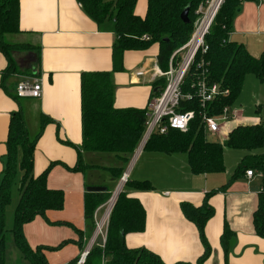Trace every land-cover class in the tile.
<instances>
[{"label":"trees","instance_id":"obj_1","mask_svg":"<svg viewBox=\"0 0 264 264\" xmlns=\"http://www.w3.org/2000/svg\"><path fill=\"white\" fill-rule=\"evenodd\" d=\"M84 12L101 30H109L116 36L112 47L111 71H91L80 74V115L81 143L83 153H93L100 157L112 158L115 163L100 165L96 158L92 162L84 161L80 151H76L77 160L68 170L86 172L97 170L106 172L114 184L124 172L125 166L137 148L145 129V108L115 107L114 84L112 75L122 71L123 55L126 51H144L157 47L156 64L165 71L171 53L189 38L196 20L195 10L205 0H147L144 16L134 12L137 0H76ZM251 0H224L219 8L205 42L208 50L202 56V67L193 65L185 79L183 91L189 90L192 75L204 71L209 82H216L229 90V95L208 104L205 110L210 114H219L225 105H234L239 96L243 80L247 74H254L264 82V50L258 57L248 53L241 44L228 39L231 20L238 3ZM189 5L188 22L180 19L182 9ZM19 0H0V51L7 59L5 73L15 72L13 52L27 48L29 45L5 42L6 34L20 32ZM38 61V59H37ZM164 79H157L152 86L151 95L161 90ZM157 87L156 92L153 89ZM17 98V96L15 95ZM182 110H192L195 115L185 132L169 129L165 134L153 133L147 139L143 150L164 154H184L192 174L218 173L224 170V147L245 151L229 180L216 190L207 192L198 206L183 201L180 210L185 219L192 222L203 245V253L195 262L178 261L172 264H204L210 253V247L204 234L206 221L213 216L214 209L209 198L216 192H225L233 181L244 177L247 169L262 174L258 182L257 206L252 213L253 229L264 238V122L258 124H241L233 127L223 144L209 141L202 128L197 99L186 101ZM46 119L41 118L40 129L35 137H29L20 108L12 112L9 119L5 140V161L0 172V264H6V243L12 241L26 264H49L45 251L58 250L69 242L82 246V233L78 239L63 240L55 246L38 245L32 248L24 235V224L36 216L42 217L50 225L62 222L48 220L46 213L61 210L64 193L61 189L49 188L46 176L54 164L51 161L39 174L33 172V152ZM61 142L68 144L67 141ZM71 145V144H70ZM18 176V200L13 210V225L5 228V213L11 204V187ZM126 188L140 191L154 189L147 179L131 180L129 177L118 193L108 217L106 238L103 247L97 241L86 255L83 264H166L156 254L143 247L128 248L124 236L130 232H142L145 228V211L138 198L128 195ZM111 189L105 191L85 192L84 218L87 224V236L95 225L94 213L109 198ZM235 233L223 222L219 242L224 259ZM78 257L66 264H76ZM224 264H229L225 261Z\"/></svg>","mask_w":264,"mask_h":264},{"label":"crops","instance_id":"obj_2","mask_svg":"<svg viewBox=\"0 0 264 264\" xmlns=\"http://www.w3.org/2000/svg\"><path fill=\"white\" fill-rule=\"evenodd\" d=\"M19 5L20 32L6 34L3 39L8 43L29 45L33 50L25 48L13 52L11 57L18 69L10 73H5L7 59L0 51V172L5 161V140L11 113L21 109L31 138L38 134L41 118L46 119L33 152V172L39 174L51 161H60L48 171L46 185L63 191V208L47 211L46 216L50 221L62 223L50 225L42 217L36 216L24 224L23 232L29 245L34 248L38 245L55 246L67 239L75 241L78 239L77 232L81 231V247L69 242L58 250L45 251L49 264H66L79 256L91 235L87 236L86 233L84 193L92 192L87 191L90 187L106 188L99 181L100 171H71L66 166L75 164L77 150L85 162L103 158L98 161L115 163L112 158L81 151L80 74L111 71L112 47L116 36L109 30H101L76 0H19ZM146 6L147 0H137L135 14L144 16ZM228 39L241 44L252 56L261 55L264 50V1L238 3ZM156 53V46L124 53V69L112 75L115 107H146L153 86L149 79L156 64ZM26 68L30 75L42 78L43 91L39 98L20 102V98L15 97V85L24 76L23 70ZM140 69L145 74L137 76L136 71ZM234 108L237 111L234 120L223 125L219 139L214 136L220 144L224 143L233 127L258 124L262 120L259 117H244L235 102ZM141 152L152 151L142 149L139 154ZM155 153L157 155L153 161L158 164L163 162L164 155L169 156ZM166 166L178 173L173 178L183 177L175 163L168 162L160 167ZM218 174L221 173L193 175L190 172L188 177L183 174L188 187L153 185L154 189L150 191L126 188L127 194L138 198L144 208L145 228L142 232L127 233L124 236L125 245L128 248L143 247L166 264L195 262L203 253V245L195 225L182 215L180 203L188 201L200 205L207 192L227 183L224 175ZM136 179L139 178H132ZM258 182L257 178L249 180L244 176L233 181L225 192L218 191L210 196L209 203L214 213L204 225L205 238L210 247L204 264H224L225 261L229 264H264V238L256 235L252 224V213L258 199L257 191L253 189ZM101 206L97 207L95 213ZM224 221L235 233L225 259L219 242ZM34 231L39 236H29Z\"/></svg>","mask_w":264,"mask_h":264},{"label":"built area","instance_id":"obj_3","mask_svg":"<svg viewBox=\"0 0 264 264\" xmlns=\"http://www.w3.org/2000/svg\"><path fill=\"white\" fill-rule=\"evenodd\" d=\"M223 1L205 0L204 4H200L195 10L197 17L194 22L193 31L186 42L171 53L167 69L162 71L157 64L153 66L149 80L154 83L157 79L163 78L164 86L161 90L154 91L156 93L148 98L145 112V129L133 153V157L138 148L141 147V150L143 149L145 142L153 133L165 134L169 129H175L181 132L187 130L195 113L192 110H182L186 101L198 100L202 109L200 116L206 138L208 136H216L219 139L223 125L226 122L233 121L236 117L237 111L234 105H225L219 114H210L205 110L208 104L221 97L228 96L229 90L223 88L216 82H209L204 75V71L200 74L196 73L192 75L188 84L189 90L187 89L186 92L183 91L185 79L193 65L196 63V68L202 67L203 65L201 58L197 61V56H202L208 50L205 37ZM143 74L145 72L141 69L136 71L137 76ZM42 91V78L32 74L24 75L15 85V95L19 98H39L42 95ZM122 175H124L125 180L128 179V174L126 175L123 172ZM244 176L249 180L257 178L260 181L262 174L258 171L247 169ZM125 180L124 183L126 182ZM256 187V191L259 192L258 184ZM102 220L103 216L99 221H95L94 232L87 246L79 254L76 264H83L85 262L90 248L97 244V238H100L98 244L103 247L106 238L107 219H104L99 226Z\"/></svg>","mask_w":264,"mask_h":264},{"label":"rangeland","instance_id":"obj_4","mask_svg":"<svg viewBox=\"0 0 264 264\" xmlns=\"http://www.w3.org/2000/svg\"><path fill=\"white\" fill-rule=\"evenodd\" d=\"M14 63H15L16 69H18V66L15 60H14ZM29 72L30 71L27 68L23 70L24 75H30ZM27 99H32V98H20V102H25ZM235 104L242 110V115L244 117L249 118V119H254V118L259 117L264 122V82H261L254 74H247L243 80L241 92L239 96L237 97ZM207 139L209 141H216V138L214 136H208ZM260 151L264 152V150H260ZM244 153L245 151L240 150V149L224 147V153H223L224 170L222 172H219L221 174H218V175H222V176L224 175L225 181L229 180L231 174L235 170L238 162L240 161ZM155 155H157V153L155 152H141V154H139V156L135 159L133 164H131V160L133 158V155H132L131 158L129 159V162L125 166L124 172L128 169L129 170L128 176L131 180L132 178H139L138 180H142L145 178L149 180L152 183V185L157 186V187H165V186L188 187L189 186L187 181H185V178H186L185 176L188 177L190 170L187 165L184 154H175L174 156H170L172 154H169L170 157L164 155L163 157L165 158L167 157V158L166 160L165 158H163L164 160L163 162H160V164H158L157 162L155 163L153 161L154 159H156ZM167 161L171 163H175L178 167H180V169L178 168V172H180V176H183L181 179L173 178L175 177L174 174L177 175L178 173H175V171H173L171 167H167V166L160 167L161 165L162 166L166 165L168 163ZM98 164L111 165V164L103 163L101 161H99ZM99 173H100L99 181L101 182V184H103V186L111 189V193H110V196H111L117 184L119 183L120 178L114 184V182L110 180L106 172L101 171ZM193 175H196V174H193ZM17 187H18V176L15 178V181L11 187V204L5 213V228L6 229L11 228L13 225V210H14V206L19 196ZM122 187H121V190H122ZM108 200L96 211L95 217L97 221H99V219L103 216ZM113 200L115 201V198ZM106 219L108 223V218ZM33 223H36V222H33ZM94 228H95V225L92 229V233L90 237L88 238V241L94 232ZM35 234L36 236H39V234L35 231L32 233H29V236L34 237ZM99 239L100 238H97L98 241ZM30 243L33 244L31 241ZM5 255H6V264H26V261L20 258V254L18 250L16 249L11 236H9V239L6 243Z\"/></svg>","mask_w":264,"mask_h":264},{"label":"bare ground","instance_id":"obj_5","mask_svg":"<svg viewBox=\"0 0 264 264\" xmlns=\"http://www.w3.org/2000/svg\"><path fill=\"white\" fill-rule=\"evenodd\" d=\"M140 150H141V147L137 149L134 157L132 158L131 160V164H133V162L135 161V159L137 158V156L139 155L140 153ZM129 172V170L127 169L125 171V174L127 175ZM124 183V180L119 182V184L116 186L114 192L112 193V195L110 196L109 200H108V203L106 205V209H105V212L103 214V220L106 219V217L108 216L109 212H110V209L112 208L113 204H114V198H116V195L118 193V191L121 189L122 185ZM103 220L101 221V223L99 224V226L102 224Z\"/></svg>","mask_w":264,"mask_h":264},{"label":"water","instance_id":"obj_6","mask_svg":"<svg viewBox=\"0 0 264 264\" xmlns=\"http://www.w3.org/2000/svg\"><path fill=\"white\" fill-rule=\"evenodd\" d=\"M188 10H189V5L185 6V7L182 9L181 13H180V19H181L183 22H185V23L188 22ZM156 90H157V87H155V88L153 89V91H156ZM122 180H125L124 175L121 176L119 182H121ZM125 181H126V180H125ZM118 184H119V183H118ZM118 184H117V185H118ZM105 190H106V188H101V187H90V188H87V191H105ZM253 190L256 191V190H257V187L255 186ZM120 191H121V189L118 191V193H119ZM118 193H117V195H118ZM117 195H116V197H117ZM115 199H116V198H115Z\"/></svg>","mask_w":264,"mask_h":264}]
</instances>
